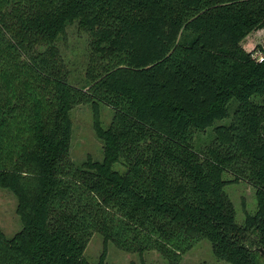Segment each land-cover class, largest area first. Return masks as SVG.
I'll return each mask as SVG.
<instances>
[{"label":"trees","instance_id":"trees-1","mask_svg":"<svg viewBox=\"0 0 264 264\" xmlns=\"http://www.w3.org/2000/svg\"><path fill=\"white\" fill-rule=\"evenodd\" d=\"M74 24L88 36L81 86L59 44ZM260 29L264 0H0V187L22 222L0 228V264H90L94 233L170 264L201 239L230 264H264V60L242 44ZM99 103L114 110L106 129ZM80 104L104 157L77 165ZM225 171L255 187L243 225Z\"/></svg>","mask_w":264,"mask_h":264},{"label":"rangeland","instance_id":"rangeland-1","mask_svg":"<svg viewBox=\"0 0 264 264\" xmlns=\"http://www.w3.org/2000/svg\"><path fill=\"white\" fill-rule=\"evenodd\" d=\"M63 59L67 66L68 82L74 86H81L87 82L86 69L88 64V36L80 31L76 24L70 25L65 36L59 42ZM247 51L264 49V29L252 32L243 42ZM258 101L264 97H255ZM232 101L229 105V116L216 120L212 127L199 133L196 138L198 145L203 146L213 140V128L220 124H227L233 118ZM101 125L108 128L114 110L105 103H99ZM73 133L70 147V158L77 165H82L89 156L93 160H103V142L97 137L94 130V111L90 104H80L71 111ZM211 139V140H210ZM114 168H119L116 164ZM223 178L226 181L224 191L232 201L236 212V222L243 225L248 214L254 215L257 211L255 187L247 181H234V175L225 171ZM17 198L12 191L0 187V228L8 237H12L22 228V222L17 214ZM252 248L255 243H251ZM255 248V247H254ZM84 257L90 264H170L169 259L156 250H149L143 254L127 252L115 245L112 241L105 244L100 233H94L85 251ZM264 263V262H263ZM178 264H230L224 259L215 256L212 244L208 239H201L194 247L185 252Z\"/></svg>","mask_w":264,"mask_h":264},{"label":"built area","instance_id":"built-area-1","mask_svg":"<svg viewBox=\"0 0 264 264\" xmlns=\"http://www.w3.org/2000/svg\"><path fill=\"white\" fill-rule=\"evenodd\" d=\"M252 57H253L256 61H258V62H262V61L264 60V53H263V51L258 50V51L253 52Z\"/></svg>","mask_w":264,"mask_h":264},{"label":"water","instance_id":"water-1","mask_svg":"<svg viewBox=\"0 0 264 264\" xmlns=\"http://www.w3.org/2000/svg\"><path fill=\"white\" fill-rule=\"evenodd\" d=\"M254 249H256L257 251H259L264 256V248H262V247H255Z\"/></svg>","mask_w":264,"mask_h":264}]
</instances>
